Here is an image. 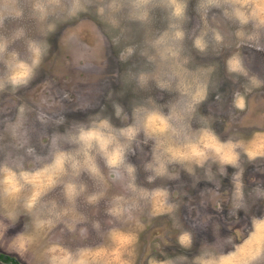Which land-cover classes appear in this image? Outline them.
<instances>
[{
    "label": "rangeland",
    "instance_id": "1",
    "mask_svg": "<svg viewBox=\"0 0 264 264\" xmlns=\"http://www.w3.org/2000/svg\"><path fill=\"white\" fill-rule=\"evenodd\" d=\"M179 2L0 0V80L27 79L0 89L18 264H54L45 246L58 264H264V0ZM104 119L113 167L77 139Z\"/></svg>",
    "mask_w": 264,
    "mask_h": 264
},
{
    "label": "clouds",
    "instance_id": "2",
    "mask_svg": "<svg viewBox=\"0 0 264 264\" xmlns=\"http://www.w3.org/2000/svg\"><path fill=\"white\" fill-rule=\"evenodd\" d=\"M146 3L147 0H144ZM212 0H209V3H211ZM170 3L174 6L173 15L176 17H181L184 11V6L179 2V0H170ZM176 38L180 39L183 36L182 32H176ZM196 46L200 48L202 51L203 48L200 46V42L196 41ZM6 45L3 43H0V54H2L5 51ZM36 59L32 61V68L33 72L35 67L39 66V50H36L35 52ZM240 61L237 60H230V70H236L240 66ZM5 83L10 84L12 88H19L22 86V84L27 83V79L22 80L20 77L16 76L14 73L10 74L6 78V82L3 80H0V89H3L5 87ZM235 106L238 108L243 109L244 107V97L241 96L239 93L236 94V99L234 101ZM121 109L117 106L116 114L119 116ZM94 126L89 128H81L78 133V142L83 145V147L86 150H92L95 146L99 149L100 153L104 154L106 158V163L109 167L117 166L124 162L125 160V153L123 150V147L121 146L120 142L117 139L116 131L113 126L110 124L108 119H104L97 122H93ZM119 136L131 138L133 136V129L131 127L127 129H120ZM63 158H61L62 160ZM129 172L134 171L133 166H129L128 168ZM71 254H69L68 257L65 259L59 261V264H69L70 262ZM54 264L56 262L55 259ZM76 264H82V262L77 261Z\"/></svg>",
    "mask_w": 264,
    "mask_h": 264
},
{
    "label": "trees",
    "instance_id": "3",
    "mask_svg": "<svg viewBox=\"0 0 264 264\" xmlns=\"http://www.w3.org/2000/svg\"><path fill=\"white\" fill-rule=\"evenodd\" d=\"M0 259L3 260L4 262L18 264V259L16 255L9 253V252L0 251Z\"/></svg>",
    "mask_w": 264,
    "mask_h": 264
},
{
    "label": "crops",
    "instance_id": "4",
    "mask_svg": "<svg viewBox=\"0 0 264 264\" xmlns=\"http://www.w3.org/2000/svg\"><path fill=\"white\" fill-rule=\"evenodd\" d=\"M47 205H48V212H49V211H51V203L49 202ZM37 229H39V228H37ZM262 242H264V241H262ZM42 244H44V243H42ZM42 244H39V246H41ZM48 244H51V243H48ZM45 247L48 249V255H49V257H50V258L52 259V261H53V259H54V257H55V254H54V255H51V249H50V246H45ZM38 248H39L38 246H36V245L34 246V249H35V250H38ZM42 250H43V245H42ZM9 253H12V252L9 251ZM45 253H46V251H45ZM66 255H67V254H65V256H66ZM74 255H75V254H74ZM46 263L48 264L49 262L46 261ZM49 264H50V263H49ZM55 264H58V263L55 262Z\"/></svg>",
    "mask_w": 264,
    "mask_h": 264
}]
</instances>
